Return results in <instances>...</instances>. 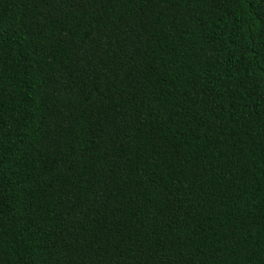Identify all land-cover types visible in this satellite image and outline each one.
I'll return each mask as SVG.
<instances>
[{
    "label": "trees",
    "instance_id": "trees-1",
    "mask_svg": "<svg viewBox=\"0 0 264 264\" xmlns=\"http://www.w3.org/2000/svg\"><path fill=\"white\" fill-rule=\"evenodd\" d=\"M0 264H264V0H0Z\"/></svg>",
    "mask_w": 264,
    "mask_h": 264
}]
</instances>
